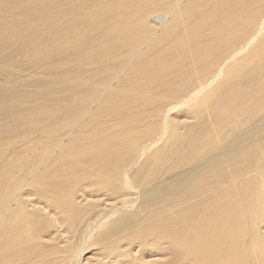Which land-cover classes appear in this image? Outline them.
I'll return each mask as SVG.
<instances>
[{"label":"bare ground","instance_id":"bare-ground-1","mask_svg":"<svg viewBox=\"0 0 264 264\" xmlns=\"http://www.w3.org/2000/svg\"><path fill=\"white\" fill-rule=\"evenodd\" d=\"M0 264H264V0H0Z\"/></svg>","mask_w":264,"mask_h":264},{"label":"rangeland","instance_id":"rangeland-1","mask_svg":"<svg viewBox=\"0 0 264 264\" xmlns=\"http://www.w3.org/2000/svg\"><path fill=\"white\" fill-rule=\"evenodd\" d=\"M10 48H11V46L8 47L7 49L9 50ZM21 59H22V58H21ZM69 70H70V69H69ZM51 82H52V80H50V83H51ZM50 83H49V84H50ZM185 195H186V196H189L187 193H185ZM148 206H149V209L154 208V207H155V201H152L151 203H149ZM135 216H136V215H135ZM135 216H131V218H130L131 221H132L133 223H135V221H136V219H137V217H135ZM107 235H108V234H107ZM107 235H106V236H107ZM106 236H105L104 238H102V240L100 239V240H101V243L99 242L100 244H102V243H106V241L104 240V239H106ZM101 237H102V236H100V237H99V236H96V238H94V237H93V238H94V240L96 241L97 238H101ZM107 238H109V237H107ZM94 240H91V242L94 243V242H95ZM96 246H98V245H95V246H94L93 244H91V246H89V250H91V251L93 252L95 249H97ZM94 247H95V248H94ZM90 248H92V249H90ZM98 248H99V247H98ZM92 252H91V253H92ZM89 255H90V254H89ZM165 260H168V259H165Z\"/></svg>","mask_w":264,"mask_h":264}]
</instances>
